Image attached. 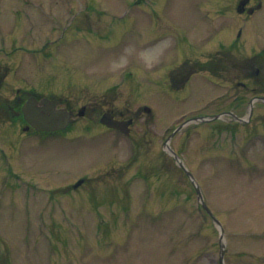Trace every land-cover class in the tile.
<instances>
[{
    "label": "rangeland",
    "instance_id": "374dc122",
    "mask_svg": "<svg viewBox=\"0 0 264 264\" xmlns=\"http://www.w3.org/2000/svg\"><path fill=\"white\" fill-rule=\"evenodd\" d=\"M134 1L0 0V80L10 81L0 97L31 86L75 111L88 107L71 131L27 138L0 111V264L220 262L221 231L163 144L183 115L227 108L234 92L224 82L193 86L176 109L158 93L156 64L174 62V47L217 48L229 30L231 41L241 34L245 47L264 49V0L245 23L238 0ZM143 106L152 113L142 111L130 139L101 132L103 111L135 116ZM209 128L192 127L173 144L223 223V264H264V146L258 139L240 151L251 126L219 140ZM126 181L128 196H120Z\"/></svg>",
    "mask_w": 264,
    "mask_h": 264
},
{
    "label": "water",
    "instance_id": "95a60500",
    "mask_svg": "<svg viewBox=\"0 0 264 264\" xmlns=\"http://www.w3.org/2000/svg\"><path fill=\"white\" fill-rule=\"evenodd\" d=\"M57 101L45 100L42 107L36 103H28L25 108L26 119L40 131H55L65 129L69 124V115L65 111H56ZM103 123L110 127L119 128L111 116H106Z\"/></svg>",
    "mask_w": 264,
    "mask_h": 264
},
{
    "label": "flooded vegetation",
    "instance_id": "af4514ba",
    "mask_svg": "<svg viewBox=\"0 0 264 264\" xmlns=\"http://www.w3.org/2000/svg\"><path fill=\"white\" fill-rule=\"evenodd\" d=\"M188 72H189V70H188Z\"/></svg>",
    "mask_w": 264,
    "mask_h": 264
}]
</instances>
